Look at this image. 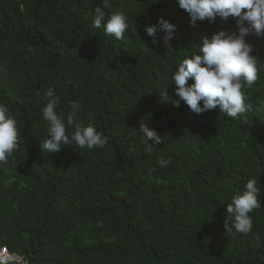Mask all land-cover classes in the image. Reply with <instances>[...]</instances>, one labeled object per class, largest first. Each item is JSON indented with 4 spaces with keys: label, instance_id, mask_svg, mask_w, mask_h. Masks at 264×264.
Instances as JSON below:
<instances>
[{
    "label": "trees",
    "instance_id": "16d2710c",
    "mask_svg": "<svg viewBox=\"0 0 264 264\" xmlns=\"http://www.w3.org/2000/svg\"><path fill=\"white\" fill-rule=\"evenodd\" d=\"M98 5L0 0V103L20 130L0 162V249L28 264H264V67L239 119L196 115L160 93L175 99V65L235 20L193 27L177 0H107V13L128 17L117 40L92 26ZM160 17L177 26L173 50L164 33L154 44L144 32ZM246 39L264 65V37ZM49 87L65 119L70 102L82 105L78 122L108 138L103 149L41 152ZM141 121L163 139L150 154ZM253 178L261 207L249 213L252 231L226 232V204Z\"/></svg>",
    "mask_w": 264,
    "mask_h": 264
},
{
    "label": "clouds",
    "instance_id": "9594fccd",
    "mask_svg": "<svg viewBox=\"0 0 264 264\" xmlns=\"http://www.w3.org/2000/svg\"><path fill=\"white\" fill-rule=\"evenodd\" d=\"M180 9L189 16V23L195 27L197 22L207 20L215 23L217 18L227 22L235 20V30L220 29L210 37L201 38L191 56H185L175 65L171 73L174 96H168L167 88L160 92L164 100H170L174 107L184 102L189 110L200 115L217 109L228 117L239 119L249 111L246 103V90L258 80L261 67L258 57L253 55L254 46L246 39L251 35L264 37V0H177ZM107 0L103 6H96L92 16V26L103 28L104 34L117 40L123 39L129 28L128 17L122 11L107 13ZM144 32L158 43L157 34L164 33L162 40L167 51L173 50L171 41L177 32V26L160 17L155 24L144 26ZM191 81V83H189ZM47 101L42 107L41 115L46 121L47 137L39 147L42 153L54 154L75 143L80 149H103L108 138L98 132L92 124L78 122L82 105L70 102V111L66 119L58 114L60 97L54 88L44 92ZM71 127V131L68 128ZM143 140L144 151L151 153L154 146L163 142L162 136L141 121L139 131ZM20 130L15 117L9 114L6 104L0 103V162H6L18 146ZM151 141V143L149 142ZM72 148V147H71ZM134 150V149H130ZM170 160L161 158L158 164L166 167ZM256 179H248L243 189L226 204L224 228L226 232L247 235L252 231L253 220L249 215L261 207Z\"/></svg>",
    "mask_w": 264,
    "mask_h": 264
},
{
    "label": "built area",
    "instance_id": "2783aa9c",
    "mask_svg": "<svg viewBox=\"0 0 264 264\" xmlns=\"http://www.w3.org/2000/svg\"><path fill=\"white\" fill-rule=\"evenodd\" d=\"M23 258L11 253L7 248L0 249V264H24Z\"/></svg>",
    "mask_w": 264,
    "mask_h": 264
},
{
    "label": "bare ground",
    "instance_id": "6f19581e",
    "mask_svg": "<svg viewBox=\"0 0 264 264\" xmlns=\"http://www.w3.org/2000/svg\"><path fill=\"white\" fill-rule=\"evenodd\" d=\"M23 263H24V264H28V262H27V261H23Z\"/></svg>",
    "mask_w": 264,
    "mask_h": 264
}]
</instances>
